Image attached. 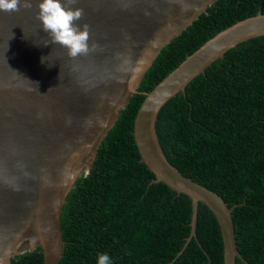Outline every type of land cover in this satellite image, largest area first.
Instances as JSON below:
<instances>
[{"label": "water", "instance_id": "1", "mask_svg": "<svg viewBox=\"0 0 264 264\" xmlns=\"http://www.w3.org/2000/svg\"><path fill=\"white\" fill-rule=\"evenodd\" d=\"M216 1L77 0L71 6L83 14L75 23L88 26L90 50L75 58L42 30L39 0H31L30 8L0 12V264L38 247L43 264H59L60 215L75 178L81 170L89 172L103 138L161 50ZM260 36V12L218 32L143 93L133 123L140 162L154 175L153 183L191 200L190 233L182 250L195 236L201 203L219 226L223 264L236 259L248 264L235 244V206L168 162L155 121L161 107L214 61Z\"/></svg>", "mask_w": 264, "mask_h": 264}, {"label": "trees", "instance_id": "2", "mask_svg": "<svg viewBox=\"0 0 264 264\" xmlns=\"http://www.w3.org/2000/svg\"><path fill=\"white\" fill-rule=\"evenodd\" d=\"M258 12L264 14V0H218L161 50L103 138L89 172L81 170L66 195L59 264H96L98 253H107L113 264H223L219 226L201 203L195 236L182 250L191 200L153 183L140 162L133 123L144 92L218 32ZM155 131L178 172L235 206L237 251L248 264H264V36L228 50L169 99ZM11 264H43L42 250L17 255Z\"/></svg>", "mask_w": 264, "mask_h": 264}, {"label": "clouds", "instance_id": "3", "mask_svg": "<svg viewBox=\"0 0 264 264\" xmlns=\"http://www.w3.org/2000/svg\"><path fill=\"white\" fill-rule=\"evenodd\" d=\"M77 0H39L37 6V19L42 30L47 33L49 41L63 46L69 57L87 54L89 48V33L87 25H77L83 12L74 8ZM30 8L31 0H0V12H15L19 7ZM46 42L44 45L46 46ZM95 45H93V48ZM44 62V57H41ZM96 264H113L107 253H98Z\"/></svg>", "mask_w": 264, "mask_h": 264}]
</instances>
